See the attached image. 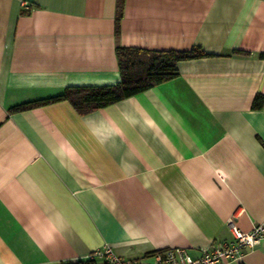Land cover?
<instances>
[{
	"label": "crops",
	"instance_id": "1",
	"mask_svg": "<svg viewBox=\"0 0 264 264\" xmlns=\"http://www.w3.org/2000/svg\"><path fill=\"white\" fill-rule=\"evenodd\" d=\"M117 2L0 0V264L197 256L264 225V0ZM117 45L205 55L87 112L47 100L119 82ZM227 264H264V238Z\"/></svg>",
	"mask_w": 264,
	"mask_h": 264
},
{
	"label": "trees",
	"instance_id": "2",
	"mask_svg": "<svg viewBox=\"0 0 264 264\" xmlns=\"http://www.w3.org/2000/svg\"><path fill=\"white\" fill-rule=\"evenodd\" d=\"M121 7L123 0H118ZM199 47L185 50H150L132 46H116V56L120 81L115 85L97 87H67L54 99H68L81 113L100 108L122 98L131 96L143 89L169 80L178 74L180 60L203 56ZM264 57V54H261ZM264 104V95H256L253 106ZM26 106L21 104L17 108ZM96 258L61 261L58 264H96Z\"/></svg>",
	"mask_w": 264,
	"mask_h": 264
},
{
	"label": "built area",
	"instance_id": "3",
	"mask_svg": "<svg viewBox=\"0 0 264 264\" xmlns=\"http://www.w3.org/2000/svg\"><path fill=\"white\" fill-rule=\"evenodd\" d=\"M232 232L229 241L220 240L199 249V254L193 256L188 248L170 246L150 251L138 259H125L113 253L110 245L105 244L96 250L89 258H102L106 264H227L241 260L242 251L255 247L264 238V225H255L248 231L239 229L228 220Z\"/></svg>",
	"mask_w": 264,
	"mask_h": 264
}]
</instances>
